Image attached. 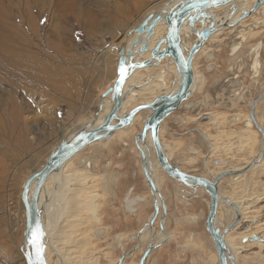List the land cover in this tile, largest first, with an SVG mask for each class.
I'll use <instances>...</instances> for the list:
<instances>
[{
    "label": "rangeland",
    "instance_id": "rangeland-1",
    "mask_svg": "<svg viewBox=\"0 0 264 264\" xmlns=\"http://www.w3.org/2000/svg\"><path fill=\"white\" fill-rule=\"evenodd\" d=\"M167 1L76 0L72 9L76 16L69 19L57 17L56 12H48L50 16L41 14V3L33 1L31 15L35 23L29 27L22 18L24 5L21 2L19 6L16 0H0V8L10 13L11 21L16 25L18 44L27 40L30 51H39L37 60L30 61L32 68L26 73L18 71L21 63L28 62L26 52L19 54L25 55L22 59L14 56L10 62L0 63V264H25L21 251L24 214L19 198L25 179L41 168L63 138L87 124L103 91L115 80V57L125 45L124 37L143 17L157 11ZM242 3L243 0L235 5L238 7ZM83 9L89 16L81 19L79 14ZM221 15L224 17L225 13L218 11L215 18L219 20ZM246 21L239 22L232 31L225 27L209 38L195 59L199 86L188 102L161 126L160 137L167 147L170 162L188 174L207 177L208 171L242 169L263 147L264 141L253 126L256 134L249 140L250 146L240 148V140L246 136H241L239 130L244 127L245 118H249L250 103L264 96V27L253 28L255 20L248 18ZM53 28L59 33L60 47L56 49L51 46L55 35ZM33 29L39 33L38 40L32 37ZM240 31L242 34L248 32L250 36L232 53V47L241 41L238 38ZM9 34L13 35L11 30ZM191 38L195 39L194 36ZM258 42L261 43L258 51L260 69L254 75L251 64L255 52L252 49ZM164 62L162 60L161 64ZM169 77L173 79L171 74ZM234 114L240 115L238 122L233 121ZM212 116L214 122L210 123ZM220 118H223V125L219 124ZM255 119L264 130V99L257 104ZM133 127L134 132L140 130L139 121ZM194 129L202 131L209 139H204L201 132ZM230 133L234 134L231 138ZM214 138L219 143L218 149L223 150L211 155L206 165L207 146ZM101 147L100 150L98 145L87 147L64 170L91 177L85 173L88 169L85 170L83 162L90 163L89 170L96 177L82 186L92 189L88 203L91 207L97 205L96 211L91 213L96 219L87 213L89 218L85 211L70 229L71 237L75 238L71 245H76L77 240L83 251L80 248L67 264H74L78 255L80 264H115L123 252H134L132 257L128 256L126 264H136L143 252L142 245L150 244L152 237L144 238L141 244L140 239L129 236L137 233L153 209L140 171L139 154L131 134L105 142ZM217 160L223 164L214 166L213 161ZM260 161L263 163L256 164L240 180L227 177L219 184L223 195L253 204L245 221L249 227L243 232L263 239L259 244L243 243V238H238L242 235L239 228L237 232L229 233L234 244L243 248L237 254L235 264H264V158ZM158 177L160 192L168 208V239L171 238L165 243L168 260L170 258L174 264H215L213 247L203 226L208 197L203 190L182 193L185 188L181 184L164 174ZM130 188L134 189L131 195ZM126 195L145 197L146 200L136 212L130 213L125 206ZM256 198L259 200L254 204ZM219 210L221 227H224L230 223L232 211L226 205ZM103 212L104 224L99 218ZM157 224L158 221L155 227ZM156 229L158 231V227ZM71 245L62 247L74 249ZM241 251L245 252L242 254ZM57 257L51 254L49 264H54ZM148 263L153 264V252Z\"/></svg>",
    "mask_w": 264,
    "mask_h": 264
},
{
    "label": "bare ground",
    "instance_id": "bare-ground-1",
    "mask_svg": "<svg viewBox=\"0 0 264 264\" xmlns=\"http://www.w3.org/2000/svg\"><path fill=\"white\" fill-rule=\"evenodd\" d=\"M33 1L35 3H41V10H40L41 14L46 13L49 15L48 12H50V13L56 12V14H57L56 16L59 18L61 17V19L62 18H65V19L75 18V16H76V13L74 14V12H73V14H72V9L75 6L76 0H16L17 4L19 6H20V2L24 5V11L22 12L23 13L22 18H24V20H25L24 22L29 27H33V25L35 23L34 18L31 15L32 14L31 9L33 7V4H32ZM178 1H180V0H172V5L176 4ZM238 1H241V0H238ZM238 1L234 2V5ZM243 1H244V3H242V4L238 5V7H236L237 8V10L235 12L236 15L234 17L232 16L229 20L227 19L229 12H230L229 6L221 7V8L219 7V8L213 9L210 11V13L213 16V18L215 19V21L217 22V24L230 25L231 23H233L237 19V17H239L241 15V10L244 9L245 11H249L251 6L253 5V3H255L256 0H253V2H251L252 4L250 3L251 0H243ZM249 4H251V5H249ZM164 6H165V4L160 6V8L157 11H153L149 14L157 13L158 11L162 10L164 8ZM218 11H221L223 13V15L225 13L224 17L221 15L222 17H220L219 20H217L215 18L216 12H218ZM88 14H89V12H88ZM88 14H86V10L83 9L79 15H80V18L83 19L84 17L87 18L86 16H89ZM149 14H147V15H149ZM145 17H143L142 20ZM248 18H249V20H255L256 25L253 24L254 25L253 28L259 29L260 27H264V4H262V6L256 12H252L247 18L243 19L240 23L247 22L246 20ZM208 23L209 22L207 21L205 25H207ZM237 25H236V27H233V29L234 28L236 29ZM225 27H228V26H225ZM224 28H222V29H224ZM228 28H229L228 29L229 31H232V29H231L232 27H228ZM166 29H167V26L162 25L161 23H159L154 28V34L149 39V48L150 49H152L155 46V44L161 38L164 37V35L166 33ZM196 29L199 30L200 26L197 25ZM222 29H220V30H222ZM10 30H11V33L13 34L12 36H10V34H9ZM53 30H55V29L53 28ZM16 31H17V28H16V25H13V23L11 21L10 13H8L7 10H5L4 8H0V63L1 62L2 63L10 62L12 57L19 56V54H21L22 52H26L28 55V57H27L28 62H26L27 64L21 63L20 64L21 68L18 69V71L21 70L23 73H26L27 71H29L32 68L29 65L30 61L34 62L37 60V54H39L38 53L39 51H33V52L30 51L29 49L31 47H29V42L27 40H25V43H22L19 45L18 42H20V41L15 36L17 34ZM239 33H240V35L238 38L241 41L232 47V53H235L240 48L241 43L244 42L248 36H250L248 32H245L242 34L240 31ZM31 34H32V37L34 39L38 40L39 33L36 30L33 29ZM52 34H55V35L54 36L52 35L54 39L51 41V46H53V48L55 47V49H56V48H58V46L60 47V44L58 42V39H59L58 38V35H59L58 30H55V33H52ZM193 34L194 33H192V31L189 29V27L186 24H184L182 26V28L180 30V45H181V49H182L184 55H186V53L190 49L191 45L194 42H196V40H197V38ZM191 36H194L195 39L192 40ZM135 37H136V35L134 33H131V34L128 33L124 37V44L125 45L123 48L125 50H127L129 48L130 44L135 39ZM206 42L204 43V45L206 44ZM12 43H14L13 46H11V47L7 46L8 44H12ZM204 45L194 55L192 63H191L192 72H193V85L190 89L189 99L192 97L194 91L199 86V76H198V72H197V68H196L195 59H196L197 55L203 50ZM164 47H165V45L161 46V48H164ZM260 48H261V43L258 42L255 45V47L252 49L253 52H255L254 53L255 55H254V58H253V61L251 64V71L253 72L254 75H256L260 69V62L258 59V56H259L258 51L260 50ZM137 49L138 48H133L132 51L136 52ZM4 57L7 58V60L3 59ZM23 57H25V55L19 56V58H21V59ZM117 57H118V55H117ZM148 58H149V53H145L143 56L135 58V63H137L139 61L146 60ZM163 60H165L164 64H161V62H159L160 64L155 62V63H152L150 67H144L141 69H137L131 74L130 78L126 81L124 90L127 91L129 88H132V91L129 93L127 99L123 103L121 115L130 111L132 108L136 107L137 105L150 103L160 92H162L164 94H169L171 92H174L177 89L179 77L176 73L175 65L171 59L165 58ZM23 61H25V59ZM170 74H171V76H173V79L169 77ZM188 100L185 101L184 103L188 102ZM109 108H110L109 97H107L103 101L104 113H106V111ZM143 114H145L144 117L142 116ZM148 115H149V112L139 113L136 116L134 122L130 126L113 133L107 139L108 142H113L114 140H120L123 137L125 138L126 135H129V134L133 135V143H134V146H135L137 153L139 154V161L141 162V153H143L144 159L142 160V162L145 165L144 169L147 171V174H148L149 178L152 180L153 185H154V190L148 186V184L145 180V177H144V173H143V170L141 167V163H140V171H141L142 176L146 182L145 184H146L148 192H149L148 198H150V200L152 202V206H153L154 201H156L158 208H159L158 214L155 217V219L151 225L149 222L153 216V209H152L151 213L149 214L147 221L137 231V233L131 234L129 236L131 239H137V238L140 239V243L142 242L141 244H143L144 238L152 237L151 238L152 242L150 244L142 245L143 246V252L141 251L142 253H141L140 257L143 255L145 250L148 249L149 245H150L149 247L151 249V251H150L149 255L147 256L144 264L148 263V260H149L151 253L153 251H155L164 241H166L165 228H166L167 222L165 223V221L167 220V215H168L167 214V207H166L164 198L160 192L161 180L158 177V175H161L164 173L156 162L155 154H154L153 147H152L151 141H150V136H149L150 134L147 133L144 140L137 138V135L140 133V130L142 128L143 121L146 119V117ZM100 116H104V115H100ZM221 119L223 120V118H220V120L218 119V121H219V124L223 125L224 122L221 121ZM239 120H240V115L234 114L233 121L238 122ZM91 121H92V119L90 120V122ZM138 121H139V125L141 126L140 130H138L137 132H134L133 126ZM212 121L214 122V119ZM255 121H256V119H255ZM90 122L87 124L89 125ZM162 124H161V126H162ZM90 125H92V124H90ZM83 126H85V125H83ZM83 126H81V127H83ZM93 126H96V124L94 123ZM161 126L159 128V140H160V143H161V146L163 149V153L167 157L169 163H171L167 147L162 143V139L160 137ZM81 127L79 126L78 130H80ZM76 129L73 130L71 134L66 136V138L70 139L78 131ZM136 130H137V128H136ZM194 130L199 133V130H197V129H194ZM239 133L241 136H246L244 139L241 138L240 148H243V147L246 148V147L250 146L249 140L251 141V139L256 134L255 129L253 127V124L250 120V117L245 118L244 127L241 130H239ZM202 136L204 139H206V137L203 134H202ZM233 136H234V134L230 133V138ZM207 138H209V136H207ZM216 139L217 138H215L214 140H216ZM218 144H219L218 141L212 142L211 148L209 149L210 155L211 154L217 155V153L219 151L223 150V149H218ZM90 145H92V144H90ZM263 145H264V142H263ZM86 148H84L83 150H81L77 154H75L73 157H71L63 165V167L59 171L52 173L48 177V179L45 181V183H44V185L40 191V195H39V199H38V209H39V218H40V221L42 223L43 232H44V242H43V244H44V258H45V261L47 264H49V257L53 253L58 255L57 259L54 261V264H67V260L72 261L74 259L75 253H78L80 251L81 246H80L79 241H77V240H76V245H75V243H72L73 245H71V241H73L75 238H73L74 236L71 237L72 233L70 232V229L73 227V225H75L78 222V216L81 213L86 211V215H87V213L91 214L93 212V210H95L97 208V205H94V206L92 205V207H91V205L88 203V199L91 197L90 192L92 191V189L87 188L85 186H82L83 183L85 184L87 181L96 177L95 174L89 170L91 168L90 163H88L87 161L83 162L85 170L88 169L87 172H85V173L87 175L91 174L92 175L91 177L90 176L89 177H83L81 175L82 173H79L77 171H72L71 173L64 172V170L66 169V166L69 165L71 163V161L74 160ZM262 150H263V147L261 149V152L253 160H251L247 166L243 167L242 169L238 170V168L237 169L235 168V169L223 170L222 172H224V171L233 172L231 175L226 176L223 179L230 177V179L235 180V181L240 180L245 175L244 173L255 168L256 164H258V166L261 165L263 162L260 160H262L264 158V155L261 154ZM208 154H209V152H208ZM207 159H208V155L206 156V158L204 160L206 165H207ZM44 164H45V162H44ZM171 164H174V163H171ZM216 164H217V166H219L223 163L220 161H216ZM179 169L181 170V168H179ZM182 172H184V171H182ZM222 172H218V173L212 172L214 174V176H213L211 171H210L211 174L208 173L209 176L204 177V178L211 180V178H214L216 175H218L219 173H222ZM83 175H84V173H83ZM106 178L107 177L104 176V179H106ZM223 179H221L220 182ZM220 182H219V184H220ZM219 184H218L219 200H218L216 216H215V220H214V226L219 227L220 231H222L225 227H228L236 219L235 212L232 210V208L230 206H228L226 204V202L228 201L232 205H234L239 211V215H240L238 218L239 223H238V226L234 229V231H236V229H238L242 223H246L245 221H247V217H248L247 215H249L251 213L250 211H248V209L253 204H249V203L243 202L241 200L243 202V204H242L241 201L233 200V199L229 198V196L223 195L222 192H220V190H219ZM22 186H23V184H22ZM21 189H22V187H21ZM198 190H202V189L198 188L196 191H198ZM184 191H189V189L183 190L182 193H184ZM127 195H128V193H127ZM127 195L125 196V199H124L125 200V206H126L127 211H129L130 213L136 212L137 207H142L141 203H143V201L146 200L145 197H140V196L131 197V196H127ZM159 196L161 197V199L163 201V204L165 207V213L162 212L161 199ZM257 200H259V198L258 199L256 198L253 203L255 204ZM246 201H250V200H246ZM144 203H145V201H144ZM206 204H207V211H208L209 198L207 199ZM222 205H224V206L226 205L232 211V215L230 216V223L228 225H225L224 227H221L223 225H221V222H220L221 221V216H220L221 212L219 209L222 207ZM228 212L229 211L227 209H225V213L228 214ZM23 214H24V211H23ZM91 215L93 216L92 218L96 219L94 213ZM206 216H207V213L205 215L204 221L206 219ZM99 221H100V219L98 218L97 222H99ZM156 221H158V224H159L160 240H162V236H164V240L153 244V242L158 239V233L155 230V222ZM204 221H203V226H204ZM81 222L83 223V221H81ZM56 223H57V225H56ZM160 226H161V228H160ZM258 226L259 225H257L256 227H258ZM248 227H249V225H247V228L243 231H246L248 229ZM204 230H205V228H204ZM232 231L228 232L225 235L224 241H225V246H226V252L228 255L233 257L234 264H235L236 256L239 253V251L242 250L243 248L240 246L237 247L234 244L233 237L231 235H229V233H231ZM243 231H238V232H242V235L238 236V238L247 239V238H250L252 235H254L252 233L245 234ZM258 238H260V237H258ZM208 239H209V241L213 247V244H212V241H211L209 235H208ZM247 241L250 242L249 239H247ZM262 241H263V239H261L260 242L254 241V242H250V243L259 244ZM67 245L74 246L73 248L75 250L71 249L70 247H68L69 249L68 248L65 249L64 247ZM62 246H64V247H62ZM60 249H63V251H61ZM21 251H22V253L25 252L24 246H23ZM82 251H83V249H82ZM212 252H213L212 254L214 255L213 262L215 264H218V258H217V254L215 252L214 247H213ZM244 252L245 251H241L242 254ZM134 254H135L134 252L132 254L123 252V260L121 261L120 264H126L127 258L132 257ZM78 256H77L76 260L74 261V264H80L79 260H78L79 259ZM119 258L120 257H118V260H119ZM118 260L116 261L115 264H117ZM129 264H132V263H129ZM136 264H139V261Z\"/></svg>",
    "mask_w": 264,
    "mask_h": 264
},
{
    "label": "water",
    "instance_id": "water-1",
    "mask_svg": "<svg viewBox=\"0 0 264 264\" xmlns=\"http://www.w3.org/2000/svg\"><path fill=\"white\" fill-rule=\"evenodd\" d=\"M236 1L238 0H180L176 4L172 5V0H170L165 3L162 10L155 14L147 15L137 25V27L129 32V34L134 33L136 37L127 50L123 47L119 49L117 66L115 69V80L112 85L102 93V101H99L92 121L90 122L92 125L87 124L81 127V129L78 130L70 139H62L48 155L45 164H43L40 169L28 175L23 183L19 198L24 211L23 246L25 252L23 257L25 264H29V253H32L34 264V249L28 244L31 231L35 229L37 224H39L43 230L42 223L39 218L38 199L40 191L48 177L52 173L59 171L71 157L86 148L88 145L107 140L113 133L130 126L134 122L136 116L141 112H149V115L143 121L142 128L140 133L137 135V138L144 140L146 134L149 133L156 162L163 173L172 180L181 184L185 189H189L192 193H195L199 188L202 189L208 196V211L204 221L205 231L212 241L217 254L218 264H234L233 257L228 255L226 252L224 237L228 232L234 230L238 226V218L240 216L238 209L227 201L226 204L235 212L236 219L222 231H220L219 227L214 226L219 200L218 184L221 179L231 175L233 172L224 171L216 175L214 178H211V180L202 176L182 172L177 166L169 163L167 157L163 153L159 140V128L166 118L174 114L181 107V105L189 99L190 89L193 85L191 63L194 55L200 50L204 43L215 32L225 26H236L241 20L247 18L252 12H256L262 4H264V0H256L249 11H245L244 9L241 10V15L230 25L217 24L210 11L219 7L229 6L230 12L227 17L229 20L237 10L234 5V2ZM207 21L209 23L205 25ZM159 23L167 26L166 33L164 37L161 38L152 49H150L149 39L154 34V28ZM184 24L189 27L192 33H194L193 35L197 38L196 42L191 45L186 55L183 54L180 45V30ZM197 25L200 26L199 30L196 29ZM162 45H165V47L161 48ZM133 48L138 49L134 52L132 51ZM145 53H149V58L135 63V58L143 56ZM165 58L171 59L175 65V70L179 77L177 89L169 94L160 92L150 103L137 105L130 111L121 115L123 103L132 91V88H129L127 91L124 90L126 81L130 78L131 74L137 69L150 67L152 63H159ZM122 64L125 67L126 75L123 82L121 84H117L119 79L118 70ZM107 97H109L110 108L106 111V113H104L103 101ZM261 99L262 97L252 102L249 109V117L253 126L260 133L264 141V131L257 124L254 117L256 104ZM205 119H207V117ZM94 123L96 126H93ZM261 154L264 155V145ZM143 159L144 155L141 153L140 163L145 180L148 186L154 190L153 182L149 178L147 171L144 169L145 165L142 162ZM161 208L162 212L165 213V207L162 199ZM158 210V205L156 201H154L153 216L149 222L150 225L157 216ZM246 228L247 223H242L239 226L240 231H243ZM246 241L247 239L242 240L243 243ZM249 241L260 242L261 239L256 236H251ZM149 246L140 257L139 264H144L147 256L149 255L151 251ZM43 259L45 264H47L44 258V251ZM122 260L123 254L120 256L117 264H120Z\"/></svg>",
    "mask_w": 264,
    "mask_h": 264
},
{
    "label": "crops",
    "instance_id": "crops-1",
    "mask_svg": "<svg viewBox=\"0 0 264 264\" xmlns=\"http://www.w3.org/2000/svg\"><path fill=\"white\" fill-rule=\"evenodd\" d=\"M115 60H117V57H115ZM116 63V62H115ZM115 68H116V65H115ZM115 68H114V72H115ZM115 76H116V73H115ZM114 76V77H115ZM111 84H112V82H111ZM110 84V85H111ZM109 85V86H110ZM108 86V87H109ZM107 87V88H108ZM106 88V89H107ZM105 89V90H106ZM104 90V91H105ZM103 91V92H104ZM262 99H264V96L262 97ZM261 99V100H262ZM260 100V101H261ZM259 101V102H260ZM258 102V103H259ZM251 103H252V101H251ZM251 103H250V105H251ZM257 103V104H258ZM257 104H256V107H257ZM183 105H185V103H183ZM182 105V106H183ZM256 107H255V111H256ZM96 109H97V105H96V108H95V110L93 111V113L91 114V116L88 118V122L87 123H89L90 122V118H93V116H94V112L96 111ZM254 116H255V112H254ZM212 120H213V116H212ZM211 120V122L210 123H212L213 121ZM76 130H78V128L76 129ZM200 131V130H199ZM204 136H206V139L208 140L209 138H207V136L208 135H206V134H204L202 131H200ZM215 139V138H214ZM214 139L212 140V142H214ZM105 142H108L107 140H103V141H100V142H97V143H94V144H92V145H89L88 147H90V146H92V147H94L95 145L97 146H99V150L100 149H102V144L103 143H105ZM211 145H212V143L211 142H209V144H208V146H207V149H208V151H207V155H208V159H209V157L211 156V155H213V154H211L210 155V151H209V149L211 148ZM238 146V145H237ZM208 152H209V154H208ZM206 155V156H207ZM206 156H205V158H206ZM217 161H220L221 162V160H217ZM204 163H205V161H204ZM213 165L214 166H217V164H216V161H213ZM182 171H184V170H182ZM208 173H210V171L208 172ZM211 174V173H210ZM204 177H206V176H204ZM131 190V191H130ZM132 190H134V189H132V188H130L129 189V191H130V195H131V192H132ZM164 199H165V197H164ZM165 203H166V201H165ZM166 207H167V204H166ZM168 209V208H167ZM206 211H207V208L205 209V211H204V217H205V214H206ZM168 212V211H167ZM168 214V213H167ZM99 218L101 219V223L102 224H104V212L103 213H100L99 214ZM168 221H169V217H168V215H167V220L165 221V223H166V231H165V238H166V241H164L154 252H153V264H172L173 262H171L170 261V258H169V260H168V257H169V255H166V252L168 253V247L165 249V245L167 244V242L169 241V240H171V238L170 239H168V235H169V232H168ZM203 221H204V219H203ZM143 226V225H142ZM103 227H104V225H103ZM130 235V234H129ZM164 240V236H162V240H160V235H159V237H158V239H157V243L159 242V241H163ZM166 243V244H165ZM167 250V251H166ZM166 255V258L164 257ZM150 257H151V255H150ZM149 257V258H150ZM165 260V261H164ZM148 262H149V260H148ZM149 264V263H148ZM174 264V263H173Z\"/></svg>",
    "mask_w": 264,
    "mask_h": 264
},
{
    "label": "snow or ice",
    "instance_id": "snow-or-ice-1",
    "mask_svg": "<svg viewBox=\"0 0 264 264\" xmlns=\"http://www.w3.org/2000/svg\"><path fill=\"white\" fill-rule=\"evenodd\" d=\"M118 74H119V79L117 81V84H121L126 75L125 67L123 64L120 66L118 70ZM43 237H44L43 230L41 226L37 224L35 229L31 231L30 239L28 240V244L34 249V253H35L34 264H45L43 259V251H44ZM29 264H33L32 253H29Z\"/></svg>",
    "mask_w": 264,
    "mask_h": 264
},
{
    "label": "flooded vegetation",
    "instance_id": "flooded-vegetation-1",
    "mask_svg": "<svg viewBox=\"0 0 264 264\" xmlns=\"http://www.w3.org/2000/svg\"><path fill=\"white\" fill-rule=\"evenodd\" d=\"M146 221H147V220H146ZM143 225H144V224H143ZM156 227H158V231H157ZM156 227H155V230H156V232L158 233V237H159V235H160V234H159V224H157ZM154 243H157V240H155V241L153 242V244H154ZM153 252H154V251H153Z\"/></svg>",
    "mask_w": 264,
    "mask_h": 264
}]
</instances>
